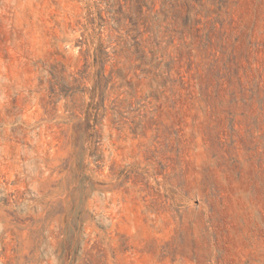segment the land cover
Here are the masks:
<instances>
[{"label":"rangeland","instance_id":"374dc122","mask_svg":"<svg viewBox=\"0 0 264 264\" xmlns=\"http://www.w3.org/2000/svg\"><path fill=\"white\" fill-rule=\"evenodd\" d=\"M0 264H264V0H0Z\"/></svg>","mask_w":264,"mask_h":264}]
</instances>
